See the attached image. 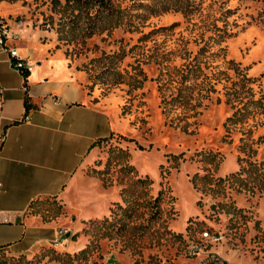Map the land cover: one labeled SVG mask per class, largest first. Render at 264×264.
<instances>
[{
  "label": "rangeland",
  "instance_id": "374dc122",
  "mask_svg": "<svg viewBox=\"0 0 264 264\" xmlns=\"http://www.w3.org/2000/svg\"><path fill=\"white\" fill-rule=\"evenodd\" d=\"M21 2L129 127L34 202L31 246L0 264H189L205 231L228 264H264V190L218 182L264 160V0Z\"/></svg>",
  "mask_w": 264,
  "mask_h": 264
},
{
  "label": "crops",
  "instance_id": "0c3cea01",
  "mask_svg": "<svg viewBox=\"0 0 264 264\" xmlns=\"http://www.w3.org/2000/svg\"><path fill=\"white\" fill-rule=\"evenodd\" d=\"M32 9L0 0L1 17L29 18L7 47L32 66L22 76L0 47V219L9 220L0 223V253L25 252L32 244V204L62 197L98 144L129 127L117 96L90 86L51 34L33 27Z\"/></svg>",
  "mask_w": 264,
  "mask_h": 264
},
{
  "label": "built area",
  "instance_id": "2783aa9c",
  "mask_svg": "<svg viewBox=\"0 0 264 264\" xmlns=\"http://www.w3.org/2000/svg\"><path fill=\"white\" fill-rule=\"evenodd\" d=\"M22 23L20 17H15L8 21L0 16V47H2L8 54L9 63L22 76L28 74L32 66L25 63V61L18 54L15 48L7 47V42H15L19 40V34L14 31V27H19ZM27 120V117H24ZM0 183V189H1ZM7 218L0 219V223H7ZM216 236H210L207 231L202 233L199 240H191L185 247L184 255L187 259H195L194 262L189 264H228L227 261L220 255L207 248V244L216 241Z\"/></svg>",
  "mask_w": 264,
  "mask_h": 264
},
{
  "label": "trees",
  "instance_id": "16d2710c",
  "mask_svg": "<svg viewBox=\"0 0 264 264\" xmlns=\"http://www.w3.org/2000/svg\"><path fill=\"white\" fill-rule=\"evenodd\" d=\"M141 149V147H139ZM238 162L240 164L239 170L235 173L230 174L225 179H219L218 182H223L224 180L231 183H239L238 186L245 188L247 191L253 192L255 189L264 190V160L260 162H252L246 158L238 157ZM131 169V166H128ZM244 173H250V178L242 177ZM140 183H149V178L145 177L138 180ZM162 192L158 193V197ZM157 197V198H158ZM156 198V199H157ZM33 205V204H32ZM31 208V207H30ZM189 242V241H188ZM187 242V244H188ZM186 244V245H187Z\"/></svg>",
  "mask_w": 264,
  "mask_h": 264
}]
</instances>
